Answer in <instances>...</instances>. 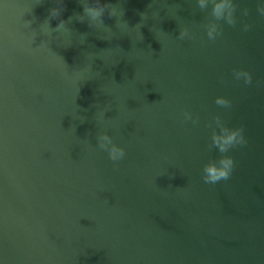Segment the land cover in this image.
I'll list each match as a JSON object with an SVG mask.
<instances>
[{
    "label": "water",
    "instance_id": "water-1",
    "mask_svg": "<svg viewBox=\"0 0 264 264\" xmlns=\"http://www.w3.org/2000/svg\"><path fill=\"white\" fill-rule=\"evenodd\" d=\"M102 2L123 15L95 28L77 19L78 0H62L57 17L55 0H0V264H264L255 0H234L235 24L218 22L211 41L210 5ZM216 115L246 143L227 153L229 178L208 184ZM102 133L124 149L120 161L97 147Z\"/></svg>",
    "mask_w": 264,
    "mask_h": 264
},
{
    "label": "clouds",
    "instance_id": "clouds-1",
    "mask_svg": "<svg viewBox=\"0 0 264 264\" xmlns=\"http://www.w3.org/2000/svg\"><path fill=\"white\" fill-rule=\"evenodd\" d=\"M78 2L81 3L82 13L77 15V19H86L88 25L91 27L101 28L103 25L102 17L105 13L110 17H116L117 21H119V18L123 15V9L120 7L119 3L112 4L102 2V0H78ZM255 3L257 14L264 17V0H255ZM55 4L57 6L50 9V15L52 17H57L59 15L62 0H55ZM196 4L200 9L208 8L209 5L211 6L210 16L212 19L205 26L206 36L210 41L216 39V37L220 35L218 22L223 21V23L228 26H232L236 22L234 16L236 5L234 0H196ZM241 15L247 16L248 9H242ZM248 28V23L242 24V30L247 31ZM57 29L66 31V29H64L63 20L57 25ZM46 30L47 27L45 26V31ZM189 35L188 29L181 27L177 34V39L182 40L189 37ZM232 78L236 81L243 80V83L246 85L251 83L252 80L251 75L246 71H233ZM214 103L221 108H229L231 105V101L223 96L215 97ZM183 120H190L193 124L197 123V118L189 111L183 112ZM212 123L214 127L210 136L208 149L211 150V148L214 147L218 155L215 159H209V161L202 166L201 178L208 184H215L229 178L234 167V161L231 155L227 153L229 149L246 143L242 129L227 126L222 122L219 115L212 117ZM97 147L101 150H105L108 158L113 162L120 161L124 157V149L116 143H113L111 137L107 134L102 133L97 137Z\"/></svg>",
    "mask_w": 264,
    "mask_h": 264
}]
</instances>
